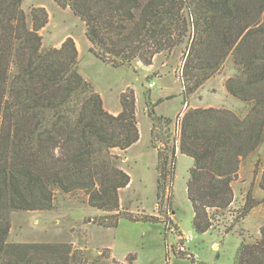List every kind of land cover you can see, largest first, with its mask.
Segmentation results:
<instances>
[{"label":"trees","instance_id":"1","mask_svg":"<svg viewBox=\"0 0 264 264\" xmlns=\"http://www.w3.org/2000/svg\"><path fill=\"white\" fill-rule=\"evenodd\" d=\"M23 1L0 0V264L87 263L85 253L77 257L71 245L9 243L10 215L49 212L57 194L83 192L88 205L104 214L97 218L100 228H117L122 219L163 222L160 214L135 217L120 207V193L131 176L115 151L126 152L140 140L136 98L133 91L125 92L120 113L108 112L79 71L74 40L44 48L40 31L48 14L33 9L29 23ZM53 1L85 24L90 52L115 69L135 61L151 67L157 55L188 42L182 75L189 94L220 75L232 59L236 74L225 88L249 105L245 116L188 109L178 117L171 143L174 121L156 112L165 100L153 103L147 94L146 105L158 152L159 207L170 209L179 151L194 162L187 182L194 231L204 235L223 227L221 236L233 234L263 204L250 191L243 206L232 210L233 183L264 144V0ZM260 189L264 192V170ZM240 237L235 264H264V226L252 242L243 233ZM134 261L129 255L120 264Z\"/></svg>","mask_w":264,"mask_h":264},{"label":"rangeland","instance_id":"2","mask_svg":"<svg viewBox=\"0 0 264 264\" xmlns=\"http://www.w3.org/2000/svg\"><path fill=\"white\" fill-rule=\"evenodd\" d=\"M22 9L29 23L33 9L46 10L48 24L40 31L44 48H60L68 38L74 40L79 52V71L99 90L96 89L103 96L108 111L117 112L121 108V95L130 90L134 92L141 140L126 155L115 151V154L121 156L122 169L132 177L131 188L121 191L120 207L123 206L122 212L128 211L135 217L160 214L163 222L135 223L122 219L117 228H100L96 223L97 218L104 214L88 205L87 196L83 192L57 194L52 211L12 213L8 242L71 245L77 257L84 253L86 255V251L94 247L106 246L112 250L115 258L104 262L102 259L109 255L108 250L104 249L103 256L99 255L93 261L81 264H120L125 263L129 255L135 256L134 264H235L242 240L240 234L243 233L247 242H252L256 240L258 231L260 237V230L264 226V195L259 192L264 170V144L242 165L238 178L233 183L235 203L232 210L242 207L251 191L255 199L263 201L256 208L261 213L250 217L245 227L241 224L233 234L221 236L223 227H219L214 232L199 235L193 228L194 212L187 196V182L194 167L191 158L177 155L174 197L170 209L158 205L155 170L157 155L152 148L151 137L153 122L146 110L147 94L153 103L159 99L165 100L158 108L159 113L157 110L156 112L159 116L174 121L169 130L171 143L177 135L178 117H182L188 109H194L189 108L190 104L200 108L226 109L245 116L249 105L230 96L225 88L227 79L236 74L232 59L225 63L220 75L207 81L197 92L189 94L182 75L188 42L171 53L157 55L152 69L139 61H135L132 67L115 69L90 52L92 45L85 35V24L69 8H61L53 0H24ZM159 74L163 80L159 79ZM149 83H154V88L149 89ZM185 101L188 105H184ZM257 218L262 219V222L256 224ZM166 224L169 227L167 234ZM181 234L193 236L194 240L188 245L189 255L193 258L177 256L176 245L180 243Z\"/></svg>","mask_w":264,"mask_h":264},{"label":"crops","instance_id":"3","mask_svg":"<svg viewBox=\"0 0 264 264\" xmlns=\"http://www.w3.org/2000/svg\"><path fill=\"white\" fill-rule=\"evenodd\" d=\"M154 66V65H153ZM153 66H151V67H148V68H150V69H152L153 68ZM159 79L160 80H163V77L161 76V74H159ZM87 80V79H86ZM87 81H89V80H87ZM90 82V81H89ZM91 84H93V83H91ZM95 87V86H94ZM97 89V88H96ZM98 90V89H97ZM99 91V90H98ZM99 93V92H98ZM100 95H101V93H99ZM122 94V93H121ZM120 94V95H121ZM162 94H163V91H162ZM102 96V95H101ZM102 98H103V96H102ZM160 100V99H159ZM103 102H104V107L106 106V104H105V101H104V99H103ZM161 105H163V103L162 104H160L157 108H156V110H157V112H158V108L161 106ZM186 106H184V108H185ZM189 108H194V109H196V108H200V106H194V105H192V104H190V106H189ZM105 109H106V107H105ZM107 110V109H106ZM147 110V109H146ZM108 111V110H107ZM120 111H121V108L119 109V110H117V112H110V111H108V112H110L111 114H114V115H117V114H119L120 113ZM159 113V112H158ZM148 116V115H147ZM140 130V129H139ZM140 140H141V134H140ZM140 140H139V142L137 143V144H135L134 146H132L129 150H127L126 152H122V153H124L125 155L126 154H128V152L131 150V149H133V148H135V147H137L139 144H140ZM150 143H151V137H150ZM153 148V147H152ZM153 150L155 151V153H156V155H157V162H156V165H155V170H156V174H157V164H158V152H157V150L155 149V148H153ZM180 154V152L178 151V153H177V155H179ZM127 159L129 160V157H127ZM129 174V173H128ZM157 177H158V174H157ZM131 183H132V177H131ZM130 183V185L132 186V184ZM128 186L126 189H124V190H122V192H124V191H126V190H129L130 188H131V186ZM259 192H261V194L262 195H264V193L261 191V189H260V191ZM121 194V193H120ZM254 195H256V194H254ZM121 207H123V206H121ZM259 213H261L259 210L257 211L256 209H254L252 212H251V214L245 219V221L243 222V228L245 227V225H246V222H247V220L250 218V217H253L255 214H259ZM97 214H99L98 212H97ZM158 216V215H157ZM256 220V219H255ZM262 222V219H258L257 218V220L255 221V223L256 224H258V222ZM262 223H264V222H262ZM262 225V224H261ZM264 225V224H263ZM261 227V226H260ZM258 233V236L256 237V239H258L259 238V231L257 232ZM94 249L96 250V251H98L99 253H100V256H102L103 255V250L105 249V250H108L109 251V258H105V259H102L104 262H108V261H113L115 258L113 257V255H112V250L111 249H109L108 247H106V246H99V247H94ZM122 263V262H121Z\"/></svg>","mask_w":264,"mask_h":264},{"label":"built area","instance_id":"4","mask_svg":"<svg viewBox=\"0 0 264 264\" xmlns=\"http://www.w3.org/2000/svg\"><path fill=\"white\" fill-rule=\"evenodd\" d=\"M154 86H155L154 83H149L148 85L149 89L154 88ZM179 239H180V243L176 245V254L177 255L184 254L187 257H190L188 245L191 244L192 241L194 240L193 236L191 234L188 235L181 234L179 236Z\"/></svg>","mask_w":264,"mask_h":264},{"label":"water","instance_id":"5","mask_svg":"<svg viewBox=\"0 0 264 264\" xmlns=\"http://www.w3.org/2000/svg\"><path fill=\"white\" fill-rule=\"evenodd\" d=\"M100 255L98 251L95 249H90L86 251V258L88 261H93L95 258H97Z\"/></svg>","mask_w":264,"mask_h":264}]
</instances>
